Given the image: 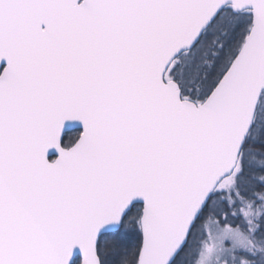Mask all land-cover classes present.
I'll use <instances>...</instances> for the list:
<instances>
[{
  "label": "snow or ice",
  "instance_id": "1",
  "mask_svg": "<svg viewBox=\"0 0 264 264\" xmlns=\"http://www.w3.org/2000/svg\"><path fill=\"white\" fill-rule=\"evenodd\" d=\"M0 264H264V0H0Z\"/></svg>",
  "mask_w": 264,
  "mask_h": 264
}]
</instances>
